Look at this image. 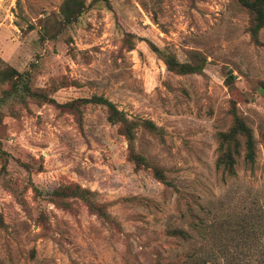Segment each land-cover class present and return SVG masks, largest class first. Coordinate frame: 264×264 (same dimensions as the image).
Returning a JSON list of instances; mask_svg holds the SVG:
<instances>
[{
	"label": "rangeland",
	"instance_id": "374dc122",
	"mask_svg": "<svg viewBox=\"0 0 264 264\" xmlns=\"http://www.w3.org/2000/svg\"><path fill=\"white\" fill-rule=\"evenodd\" d=\"M79 1L63 25V0H0V264H264V23L235 0ZM234 116L253 161L238 136L227 175Z\"/></svg>",
	"mask_w": 264,
	"mask_h": 264
},
{
	"label": "trees",
	"instance_id": "16d2710c",
	"mask_svg": "<svg viewBox=\"0 0 264 264\" xmlns=\"http://www.w3.org/2000/svg\"><path fill=\"white\" fill-rule=\"evenodd\" d=\"M106 1V0H105ZM239 7L243 8L251 20L250 31L251 34H255L256 31L263 25L264 23V0H235ZM83 9V5L79 0H63L59 13L61 15V20L63 25H69L73 23L76 18L79 16L81 10ZM163 63L165 67L171 71H177L180 73H193L199 70V68L190 65H182L174 62L173 58H164ZM10 72L16 73L13 70ZM18 75L16 74V77ZM12 75L10 74H2L0 81L10 80ZM11 85H15L14 82H11ZM89 101L103 105L108 112L107 119L111 123H119L121 126L122 134L125 136L128 142L132 140V134L130 131V124L126 120V118L115 108L111 103L102 99L101 97H92ZM142 126L148 131H154L155 126L146 120L141 122ZM242 137V147L244 150L243 159L246 163H252L253 161V140L249 130L245 127L243 122L238 119L236 116L233 118V124L231 128L227 131V133H221L218 135V147H217V155L214 161L215 169H219L221 172H225L227 175L232 174V166L234 162V156L238 153L239 142L237 137ZM129 159L135 164V166L142 165V159L138 156H135L132 153H129ZM154 177L162 183H166L161 172L157 169H153ZM74 192H72L71 196H76L78 198H84V192L79 190L77 187H73ZM56 196H61V190L54 191ZM171 235H175L177 237H184L183 233L179 230L171 231Z\"/></svg>",
	"mask_w": 264,
	"mask_h": 264
}]
</instances>
